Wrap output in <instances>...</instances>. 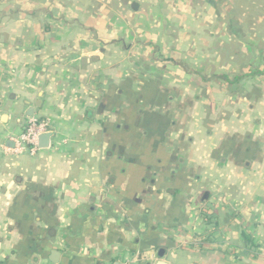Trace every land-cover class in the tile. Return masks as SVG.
I'll return each mask as SVG.
<instances>
[{
  "label": "crops",
  "instance_id": "0c3cea01",
  "mask_svg": "<svg viewBox=\"0 0 264 264\" xmlns=\"http://www.w3.org/2000/svg\"><path fill=\"white\" fill-rule=\"evenodd\" d=\"M221 16L0 0V264H264V75L225 67L264 54L223 59ZM30 117L49 144L12 153Z\"/></svg>",
  "mask_w": 264,
  "mask_h": 264
},
{
  "label": "rangeland",
  "instance_id": "374dc122",
  "mask_svg": "<svg viewBox=\"0 0 264 264\" xmlns=\"http://www.w3.org/2000/svg\"><path fill=\"white\" fill-rule=\"evenodd\" d=\"M217 2L222 11L221 18L226 28L224 30L226 36L224 37L226 39L225 43L218 48L221 57L225 60L233 58L232 56L234 53L236 56L237 46L248 40H255L256 48L253 49H257V54H260V51L264 54V0H217ZM233 27H236L238 30L235 36L228 34L230 28ZM239 49L242 60L247 51L243 46ZM247 56L248 55H246L245 60L248 59ZM237 63L232 65L226 62L225 67L230 71H232L231 67H237L238 71L237 69L236 71L237 73L239 72L240 75L246 74L248 71L255 72V70H259L261 66L262 68L264 67V64L259 65L257 63H252L249 67V65L243 61Z\"/></svg>",
  "mask_w": 264,
  "mask_h": 264
},
{
  "label": "built area",
  "instance_id": "2783aa9c",
  "mask_svg": "<svg viewBox=\"0 0 264 264\" xmlns=\"http://www.w3.org/2000/svg\"><path fill=\"white\" fill-rule=\"evenodd\" d=\"M45 133H52L48 120L30 117L28 118L23 131L12 138V153L28 152L35 153L38 150V138ZM121 264H132L130 260H124Z\"/></svg>",
  "mask_w": 264,
  "mask_h": 264
},
{
  "label": "water",
  "instance_id": "95a60500",
  "mask_svg": "<svg viewBox=\"0 0 264 264\" xmlns=\"http://www.w3.org/2000/svg\"><path fill=\"white\" fill-rule=\"evenodd\" d=\"M133 7H135L133 5ZM51 137V133H45L39 136L38 138V147L39 148H46L49 144V139ZM53 256H56L57 254L55 252H52ZM52 262H56L55 258H50ZM155 264H167L163 259L158 260Z\"/></svg>",
  "mask_w": 264,
  "mask_h": 264
},
{
  "label": "trees",
  "instance_id": "16d2710c",
  "mask_svg": "<svg viewBox=\"0 0 264 264\" xmlns=\"http://www.w3.org/2000/svg\"><path fill=\"white\" fill-rule=\"evenodd\" d=\"M251 74H261V75H264V72H262V71L259 69V70H255V72H251ZM246 75H248V74H243V75H240V76H236L235 79H239V78H241V77H243V76H246Z\"/></svg>",
  "mask_w": 264,
  "mask_h": 264
}]
</instances>
